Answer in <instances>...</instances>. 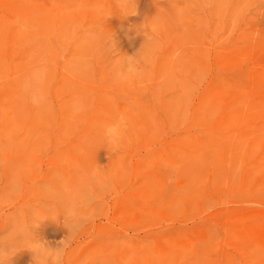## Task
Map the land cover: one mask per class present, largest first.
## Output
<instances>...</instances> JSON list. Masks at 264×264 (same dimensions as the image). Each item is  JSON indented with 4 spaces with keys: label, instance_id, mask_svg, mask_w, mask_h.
I'll list each match as a JSON object with an SVG mask.
<instances>
[{
    "label": "rangeland",
    "instance_id": "1",
    "mask_svg": "<svg viewBox=\"0 0 264 264\" xmlns=\"http://www.w3.org/2000/svg\"><path fill=\"white\" fill-rule=\"evenodd\" d=\"M255 1H77L82 15L72 23L71 32L60 31L61 44L52 37L43 39L50 49L54 77L38 110V122L51 129L58 102L70 92L62 93L58 82L78 80L98 89L92 97L96 113H105L95 102L98 92L114 103L117 113L109 125L123 121L126 131L118 148L107 142L103 132L94 135L86 150L77 145L89 141L80 130L74 133L73 129L72 135L61 132L57 146L47 131L43 147L36 152L42 157L35 162V176L19 163L28 147L26 136L9 143L0 137V258L4 264L11 252L19 251L35 264L28 248L32 239L40 240L21 231L35 225L63 229L40 241L53 249L62 246L60 242L73 229L71 244L86 246L71 253L75 264H92L97 257L121 253V241L116 240L121 237L127 241L123 246L129 248L128 256L108 264H149L151 258L167 260L160 264H264V247L246 242L244 231L238 234L228 225L237 223V217L264 212V10L259 11ZM191 29L204 35L202 46L190 38H183L188 44L181 48L173 43L174 32L189 34ZM199 47L206 52V70L189 79L182 50ZM98 55L106 62L105 71L99 69ZM232 56L238 60V74L222 70ZM177 58L181 59L175 71L178 85L166 86L165 76L158 73L160 61ZM100 80H105L104 85ZM214 80H225V91L238 96V120L223 122L214 116L209 122L194 123V109ZM154 88L162 92L171 113L167 118L154 107L155 115L150 117L144 111L139 120L147 113L152 124L148 132L144 121L132 125L133 104L126 96L136 89L148 93ZM160 123L165 128L158 127ZM0 134L9 139L22 130L3 128ZM208 137L238 143L241 155L236 171L216 179L220 184L215 193L195 170L190 174L184 151L170 148L192 139L204 143ZM257 139L261 143L244 157L247 143ZM52 163L68 164L72 174L53 172ZM48 173L55 183L44 178ZM65 259L66 255L63 264Z\"/></svg>",
    "mask_w": 264,
    "mask_h": 264
},
{
    "label": "bare ground",
    "instance_id": "2",
    "mask_svg": "<svg viewBox=\"0 0 264 264\" xmlns=\"http://www.w3.org/2000/svg\"><path fill=\"white\" fill-rule=\"evenodd\" d=\"M77 1L79 0H0V81H2L0 82V117L3 120L0 123V129H11L14 132L16 127H20L22 130L21 135L16 134L9 139L5 138L6 136L3 134H0V137L2 136V140L9 143L21 136H26L24 143L28 147L24 150V154L20 155L21 160L19 163H21L22 167L31 168L33 175L37 173L35 162L39 160L38 158L42 157V155L37 156L36 152L43 147L47 131L48 138L50 136L53 143L52 145L55 144L57 146L59 145L61 132L72 135L73 129L74 133L80 130L88 137L89 141H81L77 145L86 150L88 149L87 145L95 140L93 139L94 135L98 136V134L104 132L106 126L104 122L109 125L112 121V116L117 113L114 103H108L107 100L102 99V92H98L95 102H99L98 106L105 109V113H96L97 107L95 110L92 108V97L95 98L97 93L95 90L98 89H94L93 86L90 89L89 84L81 85L78 80L71 81L70 83H64V80H61L58 82L60 91L63 93L70 90V92L68 96L58 102L59 109L56 112L59 113L56 115V118H53L54 124L49 129L38 122V112L42 104H44L45 99H47L46 94L50 89L51 80L54 77L51 73L52 61L49 56L50 49L45 48L43 39L47 37L51 39L52 37L57 40L60 31L71 32L72 23L80 20L82 15V10L78 8L82 5L79 6ZM93 1L95 4H99L101 0ZM254 3H256L259 11L264 10V0H256ZM72 8L78 9L72 12L69 11ZM201 24L198 26L203 27ZM192 29L189 34L187 30L185 33L183 31V35H181L180 30L177 33L174 32L173 43L181 48L188 44L183 38H186V40L190 38L189 40L202 46L204 35L200 31ZM62 36L63 34L58 38L56 44H61ZM182 51H184L182 58L186 60L183 62V68L189 74L187 78L191 79L192 75H198L203 70H206V62L204 61L206 52L204 48L199 47L195 50L184 48ZM99 55L97 56V60L99 59V61L96 62L99 69L105 71L107 68L105 66L106 62ZM208 55H211V51L208 52ZM172 58L174 59L173 56ZM229 59L231 60H226L223 63L224 68L222 70H225L227 73L238 74L237 58L232 56ZM180 60V58H177L176 61L169 59L162 61V63L160 61L161 65L158 68V73L165 76L166 86L169 84L178 85L176 79L179 78V72L175 71L177 61ZM182 80L180 82L185 84ZM104 81L100 80V86L104 85ZM224 81L219 80L218 82L214 80L211 83L209 89L206 91L207 95H203L197 108L194 109L191 117L194 123H197V121H199L198 124L206 121L209 122L214 116L221 117L223 122L238 120V96L225 91L227 86ZM55 97L58 98L57 95ZM144 99L146 100L144 101ZM126 100L133 104V109L130 112L131 117L134 119L132 125L137 126L144 121L148 132L151 131L150 126L152 124L149 119L147 120V113L143 114L144 118L139 120L144 111H148L150 117H154L155 115L153 113L154 107L157 112H162L167 118L171 113L159 89L156 90L154 88L148 93H142V90L136 89L126 96ZM124 104L126 107L130 106L128 103ZM124 108H122L121 112H124V118H126L128 114L125 113ZM94 111L95 113L90 116ZM167 121L166 119V124L168 125ZM166 124L160 123L158 127L165 128ZM212 129L215 128L212 127ZM41 131H44V133H41V136L37 137ZM129 131L131 132L132 129L130 128ZM257 141L247 143L248 149L244 157L250 156L252 147L258 146L261 143L260 140L257 139ZM201 142L203 140L192 139L184 145H180L181 141L175 146H170V148L175 149L177 152L184 151L185 160L189 164L188 171L190 174L192 175L195 170L198 179L204 183L209 181L207 186H210V190L215 193V189L220 184L216 179H219V181L226 179L237 169L238 159L241 158V155L237 151L238 143H221V141L215 140V137H208L207 140H204V143ZM72 144L69 147L71 153L74 151V146L76 147V142L74 141ZM214 152L215 154H213ZM11 160L8 159V162ZM52 165L56 168L53 172L64 170L69 175L72 174L68 164L52 163ZM50 176L48 173L44 175V178L46 177L47 181L55 183L54 179L50 178ZM213 186L215 187L213 188ZM26 220L29 225V220ZM228 225L238 234H242L240 230L244 231L246 234L244 233L242 238L246 242L251 241L255 245L264 247V212L237 217V223H230ZM47 226L49 225L26 226L21 231L29 236L34 235L40 241H45L51 233H63V229L61 228H49ZM116 240L121 241L118 250L123 249V251L119 254H111L107 257L103 256V258L97 257L92 264H108L126 259L129 248L123 245H126L127 241L122 237ZM85 248L86 246L83 244L77 245L76 242L72 243L66 253V263L75 264L74 258L70 256L71 253L73 254ZM204 256L205 254L203 258ZM8 258L10 259H7L5 264H27L26 262L31 264L29 261L32 260V258L26 260L27 255L22 251L17 253L11 252ZM151 261H149V264H160L167 260L163 259L161 261L158 258H151Z\"/></svg>",
    "mask_w": 264,
    "mask_h": 264
},
{
    "label": "clouds",
    "instance_id": "3",
    "mask_svg": "<svg viewBox=\"0 0 264 264\" xmlns=\"http://www.w3.org/2000/svg\"><path fill=\"white\" fill-rule=\"evenodd\" d=\"M126 123L120 121L115 124L105 126L104 134L109 144L119 147L120 142L126 131ZM73 229H69V235L60 242L62 246L55 249L47 247L44 243L32 239L28 248L33 253L35 264H63L67 249L71 245ZM5 259L0 258V264H4Z\"/></svg>",
    "mask_w": 264,
    "mask_h": 264
}]
</instances>
